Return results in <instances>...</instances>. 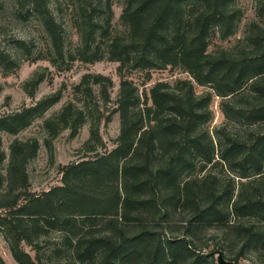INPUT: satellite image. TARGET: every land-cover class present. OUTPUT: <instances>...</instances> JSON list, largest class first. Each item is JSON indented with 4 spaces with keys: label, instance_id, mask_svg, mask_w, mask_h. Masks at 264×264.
I'll return each mask as SVG.
<instances>
[{
    "label": "trees",
    "instance_id": "16d2710c",
    "mask_svg": "<svg viewBox=\"0 0 264 264\" xmlns=\"http://www.w3.org/2000/svg\"><path fill=\"white\" fill-rule=\"evenodd\" d=\"M232 2L123 0L119 33L112 31L110 1L90 3L81 8L80 46L65 54L63 28L47 0H20L19 14L29 5L26 16L40 21L54 65L106 55L120 71L168 66L190 78L157 82L149 89V105L122 79L115 147L70 165L63 184L42 194H29L26 173L38 142L12 140L0 170V208L8 209L0 212V230L19 264H35L22 243L37 247L34 238L50 229L70 251L64 264H217L216 253L236 263L248 245L264 246V26L250 22L246 44L235 51H208L212 34L225 39L234 32L240 10ZM256 12L264 19V0H256ZM17 44L30 51L23 41ZM16 65L0 50L2 69ZM93 81L104 85L108 79L87 73L77 88L91 96ZM215 97L224 120L211 132L204 124ZM57 99L46 96L0 116V132L16 134ZM84 118L82 109L68 104L45 123L76 130ZM99 118L90 128L96 141ZM4 159L0 135V163ZM176 215L182 216L174 220ZM207 227L221 235L211 248L200 241ZM236 241L242 248L231 256Z\"/></svg>",
    "mask_w": 264,
    "mask_h": 264
},
{
    "label": "rangeland",
    "instance_id": "374dc122",
    "mask_svg": "<svg viewBox=\"0 0 264 264\" xmlns=\"http://www.w3.org/2000/svg\"><path fill=\"white\" fill-rule=\"evenodd\" d=\"M112 10L111 23L113 33L122 30L120 14L123 0H109ZM105 5V0H47L54 18L63 28V49L65 54H75L80 46L81 8L88 4ZM239 8L240 15L236 21L234 32L222 39L218 33L210 36L208 51L216 49L237 50L246 44L245 36L252 21H259L256 12V0H233L231 3ZM29 5L20 13V0H0V50L7 52L17 63L15 67L4 70L0 66V116L15 113L23 108L33 106L46 96H55L54 102L42 115L32 121L16 134L0 132L5 159L0 163L3 171L9 157V144L13 139L36 140L38 149L26 165L28 192L39 195L49 188L63 184V175L67 167L85 159H93L107 153L117 143L119 133L118 98L120 81L127 79L137 88L141 102L149 105V89L157 82L174 85L176 80L190 78L185 71L160 68H132L119 70V62L109 60L106 55L93 62L74 60L57 66L53 64V52L46 33L35 16H26ZM24 16V17H23ZM106 13L99 15L103 20ZM23 41L30 51L17 44ZM105 51V46H103ZM106 54V53H105ZM100 74L108 81L91 82V96L85 95L77 88L84 74ZM94 78H92L93 80ZM95 80V79H94ZM202 87L195 85V91ZM219 98L215 97L209 104L211 118L204 125L212 132L224 118L219 108ZM70 104L72 108H80L85 113L84 121L72 130L71 126L54 129L45 123L47 118L56 119L61 109ZM99 115L97 124L98 141L91 138L90 128L93 118ZM186 173H182L181 179ZM20 199L18 204L23 203ZM8 209L0 208L4 213ZM176 215L173 219L180 218ZM215 228H205L200 234L201 244H209V248L219 244L221 235ZM61 235L55 229L34 238L37 247L22 243V249L32 258L35 264H64L70 251L62 247ZM242 248V243H232L231 256ZM0 257L5 264H19L12 256L9 242L0 230ZM217 262V253L214 254ZM232 261L229 258H225ZM233 264H264V246L253 243L242 250L241 257Z\"/></svg>",
    "mask_w": 264,
    "mask_h": 264
},
{
    "label": "water",
    "instance_id": "95a60500",
    "mask_svg": "<svg viewBox=\"0 0 264 264\" xmlns=\"http://www.w3.org/2000/svg\"><path fill=\"white\" fill-rule=\"evenodd\" d=\"M217 264H233V261L227 260L221 253H217Z\"/></svg>",
    "mask_w": 264,
    "mask_h": 264
}]
</instances>
